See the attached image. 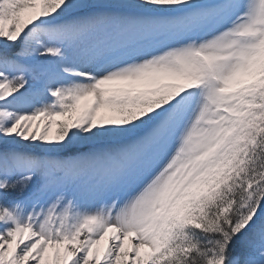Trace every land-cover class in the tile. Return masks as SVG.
<instances>
[{"label": "snow or ice", "instance_id": "6c2138e0", "mask_svg": "<svg viewBox=\"0 0 264 264\" xmlns=\"http://www.w3.org/2000/svg\"><path fill=\"white\" fill-rule=\"evenodd\" d=\"M0 264H264V0H0Z\"/></svg>", "mask_w": 264, "mask_h": 264}]
</instances>
